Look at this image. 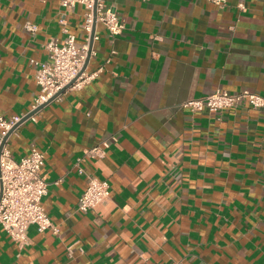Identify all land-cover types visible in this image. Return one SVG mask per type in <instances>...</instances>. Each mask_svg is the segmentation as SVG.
<instances>
[{"label":"crops","instance_id":"crops-1","mask_svg":"<svg viewBox=\"0 0 264 264\" xmlns=\"http://www.w3.org/2000/svg\"><path fill=\"white\" fill-rule=\"evenodd\" d=\"M107 2L125 28L111 37L96 26L86 70L97 77L8 138L16 160L44 152L42 204L59 233L32 225L20 246L0 223V264H264V107L182 106L216 89L264 96V0ZM84 12L0 0L1 113L32 111L31 59L46 61L45 44L65 37L64 13L82 44ZM95 146L104 153L85 156ZM87 175L109 179L111 198L82 212Z\"/></svg>","mask_w":264,"mask_h":264},{"label":"built area","instance_id":"built-area-1","mask_svg":"<svg viewBox=\"0 0 264 264\" xmlns=\"http://www.w3.org/2000/svg\"><path fill=\"white\" fill-rule=\"evenodd\" d=\"M212 1L220 4L226 0ZM60 4L65 11L77 4L84 6L85 19L82 27L86 34L85 41L82 44L77 43L75 33L67 28L66 13L62 14L60 22L63 25L62 31L65 37L62 40L52 38L45 44L48 52L46 61L31 59L39 87L32 110L46 103L68 84H70L68 89L80 90L97 77L99 71L83 70L89 52L90 57L95 53L93 46L90 48L94 24L93 42L97 38L96 26L99 23L104 25L111 37L120 35L125 28V24L118 16L116 6L108 3L107 0H60ZM239 7L244 8L243 3H240ZM25 28L32 32L37 30V26L30 21L25 23ZM241 101L248 102L255 109L264 107V96L248 89L236 92L216 89L204 97L187 99L182 106L192 112L204 110L220 112L236 107ZM22 117H7L0 112V144ZM31 117H34V114ZM103 153L102 147L95 146L86 150L85 156L94 157ZM82 160L83 157L77 162L81 173L84 172L81 166ZM44 163L45 154L37 148L20 160H16L12 157L8 140L2 147L0 154V223L20 246L29 244L28 230L32 225L36 226L40 232L52 230L54 233H59V227L50 219L42 204V198L49 188V183L41 176ZM110 198L109 179L87 175V187L79 197L77 210L89 211L97 205L107 203Z\"/></svg>","mask_w":264,"mask_h":264},{"label":"water","instance_id":"water-1","mask_svg":"<svg viewBox=\"0 0 264 264\" xmlns=\"http://www.w3.org/2000/svg\"><path fill=\"white\" fill-rule=\"evenodd\" d=\"M96 14V13H95ZM94 32H95V24H94V28H93V33L91 35V41H90V48L93 46V37H94ZM90 58V52L88 55V59L84 65L83 70L86 69L88 61ZM70 87V84H68L67 86H65L64 88H62L58 93H56L52 98H50L46 103L40 105L38 108L30 111L29 113H27L24 117H22V119L8 132V134L5 136L4 140L2 141V143L0 144V154H1V150L3 145L5 144V142L8 140L9 136L11 135V133L14 131V129L21 124L22 122H24L26 119L30 118L33 114H35L37 111H39L40 109H42L47 103L53 101L54 99H56L58 96H60L62 93H64L68 88Z\"/></svg>","mask_w":264,"mask_h":264}]
</instances>
